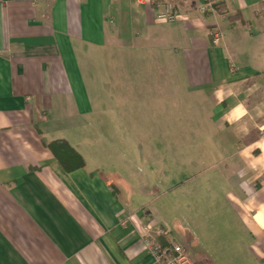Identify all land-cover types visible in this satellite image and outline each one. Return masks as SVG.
<instances>
[{
    "label": "crops",
    "instance_id": "obj_1",
    "mask_svg": "<svg viewBox=\"0 0 264 264\" xmlns=\"http://www.w3.org/2000/svg\"><path fill=\"white\" fill-rule=\"evenodd\" d=\"M262 1L202 15L204 0H180L162 23L141 0H0V264H158L144 228L176 243V206L238 219L234 236L185 250L192 264H264ZM187 94L204 124L171 140ZM58 140L82 168L60 166ZM188 145L195 158L170 152Z\"/></svg>",
    "mask_w": 264,
    "mask_h": 264
},
{
    "label": "rangeland",
    "instance_id": "obj_2",
    "mask_svg": "<svg viewBox=\"0 0 264 264\" xmlns=\"http://www.w3.org/2000/svg\"><path fill=\"white\" fill-rule=\"evenodd\" d=\"M174 99L175 97L172 96V104ZM194 101V96L187 94L185 106L181 105L180 110H175L172 107L170 132L163 131L164 134L170 135L171 140L185 138L189 142L197 137L198 132L194 131L193 126L199 123L204 124L207 109L196 110ZM178 111L179 116L176 114ZM181 124L187 125L185 129L180 126ZM181 150H185V156L195 158V148L189 147V145L185 148L171 147L170 152L173 154L174 151L179 152ZM170 181H175L173 174ZM175 193L168 195L172 205L176 201L173 198H178L177 193ZM165 218L167 219L166 227L169 231L170 240L180 245H186L185 250L189 254H192L194 250L192 246L195 243L201 242L205 249L210 250L212 239L217 236H234L238 228V219L227 206H176L165 215ZM217 242L219 246L222 245V241L217 240ZM239 245L242 247L241 242Z\"/></svg>",
    "mask_w": 264,
    "mask_h": 264
},
{
    "label": "built area",
    "instance_id": "obj_3",
    "mask_svg": "<svg viewBox=\"0 0 264 264\" xmlns=\"http://www.w3.org/2000/svg\"><path fill=\"white\" fill-rule=\"evenodd\" d=\"M180 0H141L142 3L149 6L155 12V18L162 23H172L175 20V8ZM214 4L211 0H204L203 4L198 8L200 14L214 12ZM221 32L214 28L210 33L212 45H218L221 40ZM162 230L156 231V236L163 235ZM148 228H144L143 242L146 249L153 256L158 264H192L185 253L182 245L177 243H169L162 246L157 240L150 237Z\"/></svg>",
    "mask_w": 264,
    "mask_h": 264
},
{
    "label": "trees",
    "instance_id": "obj_4",
    "mask_svg": "<svg viewBox=\"0 0 264 264\" xmlns=\"http://www.w3.org/2000/svg\"><path fill=\"white\" fill-rule=\"evenodd\" d=\"M219 7L220 5H214L216 10ZM260 13L262 16H264V1L260 3ZM231 20L232 19L230 18V21ZM46 146L66 172H72L83 167L84 161L82 157L72 147H70L67 142L58 140L51 142ZM160 243L162 246L166 245V242L162 240H160Z\"/></svg>",
    "mask_w": 264,
    "mask_h": 264
}]
</instances>
